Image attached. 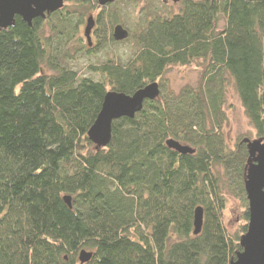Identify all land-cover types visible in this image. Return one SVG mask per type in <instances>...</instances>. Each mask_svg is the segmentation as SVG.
Masks as SVG:
<instances>
[{"label":"trees","instance_id":"obj_1","mask_svg":"<svg viewBox=\"0 0 264 264\" xmlns=\"http://www.w3.org/2000/svg\"><path fill=\"white\" fill-rule=\"evenodd\" d=\"M156 1L64 0L0 32V264H78L81 250L92 253L86 264H230L241 251L249 154L245 138L229 146L225 107L231 88L254 140L264 138V0H182L176 12ZM128 7L140 11L134 30L123 22ZM127 41L128 52L96 58ZM192 64L203 68L198 83L174 92L167 71ZM154 82L159 96L114 120L96 149L87 131L105 94ZM228 197L242 208L234 234Z\"/></svg>","mask_w":264,"mask_h":264},{"label":"water","instance_id":"obj_2","mask_svg":"<svg viewBox=\"0 0 264 264\" xmlns=\"http://www.w3.org/2000/svg\"><path fill=\"white\" fill-rule=\"evenodd\" d=\"M164 2L180 3L182 0H162ZM115 0H97L99 7H105ZM64 0H0V32L11 28L15 24V17H19L27 25H31L36 18L46 16L62 9ZM94 27V20L89 16L84 28V37L91 45L90 33ZM128 33L120 25L113 30L115 41L126 39ZM159 96L158 83L154 82L132 95H125L115 91H108L101 105L94 123L87 131L89 141L96 149L104 148L111 138V124L122 117L132 119L138 113L145 101H153ZM249 162L246 168L244 189L248 201V223L246 232L241 236L239 244L241 251L230 264H264V138L248 140ZM167 147L179 154H192L194 151L179 143L168 140ZM64 202L71 208L70 198L64 197ZM202 209L196 208L193 216V234L198 235L202 227ZM92 258V253L81 250L78 253V264H86Z\"/></svg>","mask_w":264,"mask_h":264},{"label":"rangeland","instance_id":"obj_3","mask_svg":"<svg viewBox=\"0 0 264 264\" xmlns=\"http://www.w3.org/2000/svg\"><path fill=\"white\" fill-rule=\"evenodd\" d=\"M156 2L157 1L155 0V3ZM179 4L180 3H172L170 1L164 3V6L167 8H171L173 12H176L179 9ZM153 6V3H142L139 5V8H146L148 10H152ZM139 12L132 10L131 7L124 9L123 22L129 29L131 28V30H134L135 27L137 28V24H141V15H139ZM83 30L84 29H82V32ZM129 48H132L131 41H127L119 46H113L109 44L107 45L104 52L97 54L96 58L98 59V61H103L109 57H118L124 52H128L130 50ZM202 72L203 68L197 66L196 64L184 67L176 66L171 67L167 71L166 76L164 78L168 80L170 88L174 92H178L183 86L196 85L201 77ZM80 73V75L84 74L83 71H81ZM225 111L227 121L223 131L226 135V139L230 147L234 145L237 138H245L250 140L255 139L254 130L250 127L247 118L243 112V109L239 103V100L231 88L228 91ZM241 223H243V221L242 208L240 207V203L228 197L225 210V224L228 230L232 234H234L238 227L241 225Z\"/></svg>","mask_w":264,"mask_h":264},{"label":"flooded vegetation","instance_id":"obj_4","mask_svg":"<svg viewBox=\"0 0 264 264\" xmlns=\"http://www.w3.org/2000/svg\"><path fill=\"white\" fill-rule=\"evenodd\" d=\"M166 2H170V1H166ZM91 32H92V30H91ZM92 34V33H91ZM93 44V43H92ZM91 49V48H90Z\"/></svg>","mask_w":264,"mask_h":264}]
</instances>
